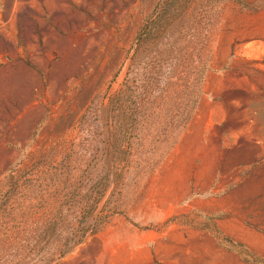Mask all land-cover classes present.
Segmentation results:
<instances>
[{"label":"rangeland","instance_id":"1","mask_svg":"<svg viewBox=\"0 0 264 264\" xmlns=\"http://www.w3.org/2000/svg\"><path fill=\"white\" fill-rule=\"evenodd\" d=\"M0 264H264V0H0Z\"/></svg>","mask_w":264,"mask_h":264}]
</instances>
